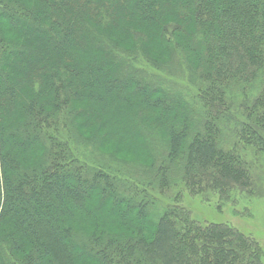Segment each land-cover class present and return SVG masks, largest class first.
I'll return each mask as SVG.
<instances>
[{
  "label": "trees",
  "instance_id": "obj_1",
  "mask_svg": "<svg viewBox=\"0 0 264 264\" xmlns=\"http://www.w3.org/2000/svg\"><path fill=\"white\" fill-rule=\"evenodd\" d=\"M139 58L189 72L194 100L170 94ZM263 77L264 0H0V264H262L259 244L226 224L198 222L177 204L153 215L151 190L180 184L223 201L264 192L247 159L254 148L264 165V80L240 112L231 105L236 87ZM112 93L146 106L142 144L127 149L149 176L141 187L82 157L83 142L109 157L125 151L106 117H89L101 113L93 98ZM149 115L162 119L149 126ZM235 128L230 146L223 138ZM92 192L113 213L125 208L112 232L108 220L78 230L65 219Z\"/></svg>",
  "mask_w": 264,
  "mask_h": 264
},
{
  "label": "rangeland",
  "instance_id": "obj_2",
  "mask_svg": "<svg viewBox=\"0 0 264 264\" xmlns=\"http://www.w3.org/2000/svg\"><path fill=\"white\" fill-rule=\"evenodd\" d=\"M17 35L16 32H11L7 35V39H13ZM86 60V59H85ZM135 66H139L140 70L145 71L147 74L154 76V79L159 81L166 90L172 95L178 96L182 94L185 97V100L192 102L194 100L192 96L194 90V79L189 75V72L182 71L180 67L177 69H156L155 66H152L146 60L139 58ZM264 80L260 79L251 86H238L232 93V112H240L241 104L250 102L255 96H257L261 91V82ZM192 95V96H191ZM107 101H102L97 97L93 98L92 101L94 106L97 105V109L101 113H91L90 119L93 124L94 121L97 122L99 119H104L106 117L108 120L111 132V140L114 146H119L121 151H124L118 154L115 157H109L103 155L98 148L93 149V147L87 146L84 142L80 143L79 146L82 150V154L85 160H88L89 165L94 167H101L108 169L110 171L116 172L126 179L128 182L139 184L141 187V182L146 180V177L140 173V169L136 165V158L138 155L129 154L127 149H131L133 145H141V128L136 125H139L136 119H139V111L143 107H146L144 103L133 98H126L122 95H117V93H112L109 95ZM85 102H92L90 98L85 97ZM156 115V114H155ZM155 115H149V121H146L149 126H153L154 119H162L161 117H156ZM104 121V120H102ZM236 128L233 133L226 134L223 140L226 144L230 146L238 142V136L234 135ZM151 139L157 146H162V140L158 136H152ZM12 144V143H11ZM10 144V145H11ZM242 143L240 142V145ZM13 145V144H12ZM25 147L14 148L13 154L16 156L27 159L28 161L32 160V156H29L31 153H27L24 149ZM161 149V148H160ZM96 150V151H95ZM247 159L256 166L257 173H263L264 175V165L263 163H256L257 153L256 149L247 150ZM260 158V155H257ZM262 158V157H261ZM260 158V159H261ZM26 161V160H24ZM262 175V176H263ZM261 177V176H260ZM156 186V185H155ZM154 186V187H155ZM151 190L152 195H154L158 203L153 207V215H159L162 213L165 207L173 204H177L191 213L193 219L198 222H203L207 224H226L242 234L253 238L261 247L263 251L262 264H264V192L256 194H245L241 192H235L229 196V199L226 201L220 200L219 195L215 193H209L206 195H195L190 193L182 185L172 186L170 191L165 192L163 195H160V191L157 189ZM263 190V189H261ZM176 201V202H174ZM101 204V194L99 192H92L90 195V200L86 205H74L72 204L69 211L65 213L64 217L75 229L81 230V228L88 230L96 224L100 226L106 223L108 220L110 223H107V230L113 231L114 227L122 223L121 208L117 213H113L111 210L114 206V203L111 200H107L103 206ZM99 209V210H97ZM94 211V213L92 211ZM90 212V213H89ZM88 214V218H84ZM99 218V222L96 220ZM113 219V220H112ZM28 246L32 244V240L29 238ZM27 246V249L29 248ZM75 264H92L91 261L87 258H80Z\"/></svg>",
  "mask_w": 264,
  "mask_h": 264
}]
</instances>
